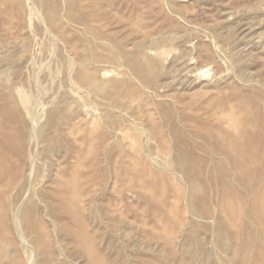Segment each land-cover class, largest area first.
Masks as SVG:
<instances>
[{"label": "rangeland", "instance_id": "obj_1", "mask_svg": "<svg viewBox=\"0 0 264 264\" xmlns=\"http://www.w3.org/2000/svg\"><path fill=\"white\" fill-rule=\"evenodd\" d=\"M0 105V264H264V0H0Z\"/></svg>", "mask_w": 264, "mask_h": 264}, {"label": "bare ground", "instance_id": "obj_2", "mask_svg": "<svg viewBox=\"0 0 264 264\" xmlns=\"http://www.w3.org/2000/svg\"><path fill=\"white\" fill-rule=\"evenodd\" d=\"M10 105V104H9ZM13 105V104H12ZM2 106V105H0ZM8 106V105H7ZM7 106L4 109L7 108ZM3 107V106H2ZM9 110V108H8ZM14 111V110H13ZM0 112H2L0 110ZM3 113V112H2ZM4 113H8V115H4L3 116H7L6 118L9 117L10 113L9 111H4ZM13 115V114H12ZM11 116V115H10ZM2 117V116H1ZM4 118V117H3ZM5 118V119H6ZM11 117H9L10 119ZM13 119V116L10 120ZM233 124V123H232ZM238 126H242L241 128V131L243 132V134H241L239 136V138H232L230 136H225L226 137V140L229 141V145L231 147V149H233V151H242L243 153V158L244 159H247V152L248 151H256V153L258 152L259 150V142L260 141H264V140H259L258 138L260 139H264V137L262 138L261 136H259V131L258 129L256 128V126H253L252 123L250 122H242V123H239ZM240 128V127H239ZM259 133V134H258ZM245 135V136H244ZM208 136V135H207ZM258 137V138H257ZM165 139V138H164ZM163 140V139H162ZM163 142V141H162ZM260 143H263V142H260ZM167 144V143H166ZM261 145V144H260ZM7 148L8 146L6 144H4V142L0 143V171H2L1 169L4 167V164H6V162L3 160L4 158H6V155L8 154L7 152H10V151H7ZM10 150V149H8ZM227 150V149H226ZM9 156V154H8ZM8 164V163H7ZM236 164H239L238 161H236ZM6 167V166H5ZM7 168V167H6ZM4 170V168H3ZM201 170V169H200ZM5 171V170H4ZM1 180V178H0ZM3 189V188H2ZM2 192V190H1ZM2 194V193H1ZM2 198V195H0V199ZM2 204V203H1ZM0 204V219L2 218L4 221H6V207H2V205ZM4 205V204H3ZM231 209V207H230ZM261 210H258L257 212H255V218L261 222H264L262 220H264V214L263 213H260ZM8 216V215H7ZM1 219V220H2ZM0 220V222H1ZM77 221V219H76ZM2 223V222H1ZM4 223V222H3ZM2 223L1 227L4 226ZM94 259V258H93ZM96 260V259H94ZM94 262V261H93Z\"/></svg>", "mask_w": 264, "mask_h": 264}]
</instances>
